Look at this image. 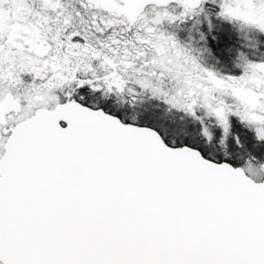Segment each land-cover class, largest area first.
<instances>
[{
	"label": "snow or ice",
	"instance_id": "obj_1",
	"mask_svg": "<svg viewBox=\"0 0 264 264\" xmlns=\"http://www.w3.org/2000/svg\"><path fill=\"white\" fill-rule=\"evenodd\" d=\"M0 264H264V0H0Z\"/></svg>",
	"mask_w": 264,
	"mask_h": 264
}]
</instances>
